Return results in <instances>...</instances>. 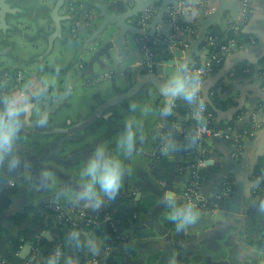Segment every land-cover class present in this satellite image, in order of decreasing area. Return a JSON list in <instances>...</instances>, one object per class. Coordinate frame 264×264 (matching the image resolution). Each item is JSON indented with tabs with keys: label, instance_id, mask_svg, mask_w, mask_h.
Here are the masks:
<instances>
[{
	"label": "crops",
	"instance_id": "obj_1",
	"mask_svg": "<svg viewBox=\"0 0 264 264\" xmlns=\"http://www.w3.org/2000/svg\"><path fill=\"white\" fill-rule=\"evenodd\" d=\"M6 1L14 13H8L6 24L0 22L3 39L0 62L4 64L0 80L1 87L6 89L4 101L8 105L23 104L26 96L30 100L21 130L34 133L29 122L41 119L42 102L66 95L60 109L50 116V123L31 140L17 138L26 150L15 149L14 155L35 156L43 169L45 166L57 169L76 186L80 171L97 145L121 159L129 171L120 192L99 209H112L115 213L123 210L121 233L128 240L119 243L106 227L96 230L72 229L64 224L58 227L54 205L90 209L69 199L67 191L61 194V189L74 188L44 170L39 172L22 164L17 171L9 172L6 165L0 164V264H46L59 243L62 264L65 258H72L75 264H92L94 259L99 264H160L165 251L169 252L166 264H264V205L258 203L264 191L256 192L254 185L256 175L264 178V0H251V13L239 26L238 41L244 47L225 55L222 64L200 89L204 99L217 95L221 102L228 104L227 109L221 110L224 123L234 122L238 127L249 124L243 131L256 129L255 136L244 141V154L239 161L233 159L229 143L209 140L210 153L205 159L213 165L205 162L200 172L217 168V173L204 179V194L211 198L225 182H231L233 190L223 209L214 212L212 222L201 231L190 226L178 229L168 219L174 205L167 199L172 196L175 205H182L180 195L188 182L179 169L192 163L200 153L194 143L185 148L171 134L165 140L167 151L159 153L158 150L167 128L165 116L174 101L163 94L176 90L175 83L185 77L190 66L185 57L170 56L176 50L187 52L180 41L166 38V50L162 54L165 59L160 71L152 73L160 80L161 90L149 78L133 97L107 107L111 99L124 95L150 77L139 48L144 32L139 17L131 23L141 32L128 34L122 51L112 48L102 53L119 34V29L108 25L100 30L104 22L101 8L109 14L121 15L135 5V0H66L60 14L69 19L62 23V37L53 42L50 37L55 25L51 13L57 0ZM219 1L210 5L207 0H181L179 6L186 12L182 22L197 23L201 28L202 21L212 15ZM240 18L241 11L237 19L226 11L213 28L227 34ZM161 35V28L157 27L156 35L151 37L159 40ZM204 43L199 49L201 55H195L191 64L201 66L209 57L210 51ZM169 59H174V64L169 65L171 71L167 76L165 62ZM175 70L181 75L173 77ZM18 74L23 77L20 83ZM47 75L51 80H46ZM138 96L150 100L155 115L148 134L138 133L136 150L125 157L117 151L116 142L125 125L132 123V118L127 117L129 101ZM31 105L35 108L32 117L27 118ZM47 152L50 156L58 152L56 156L61 160L76 153L82 157L68 166L58 165L55 161H42ZM133 155L138 156L134 161ZM255 204L257 208H253ZM151 221L154 224L147 232L128 235L131 225ZM32 232L36 235L35 241L26 239ZM134 240L147 245L139 248L132 244ZM87 241L92 244L88 246Z\"/></svg>",
	"mask_w": 264,
	"mask_h": 264
},
{
	"label": "built area",
	"instance_id": "obj_2",
	"mask_svg": "<svg viewBox=\"0 0 264 264\" xmlns=\"http://www.w3.org/2000/svg\"><path fill=\"white\" fill-rule=\"evenodd\" d=\"M241 6V18L239 23L233 28L235 31L239 30V26L245 22L252 8L251 0H237ZM186 12L183 7H171L169 13L166 15V23L168 24L171 35L169 39L171 41H180V46L183 50H189L192 46V43L195 41L199 33V25L197 23H183L182 19L184 18ZM156 16V9L149 8L145 10L140 16V26L142 27V35L139 40V45L141 51L145 54L146 63L145 66L148 71L153 70L155 65L156 58V48L159 45L158 39H153L149 32V27ZM179 37V39L177 38ZM207 47L214 49L213 53L204 61L201 66L197 64H191L186 68V75H199L202 80V84H205L207 80L214 73V70L217 66L222 64L224 56L227 54L235 53L244 47L236 39H229L220 47L217 42V38L213 36H206L205 39ZM185 75V76H186ZM18 82L23 81L22 75H17ZM199 97L202 100L201 94ZM170 106L175 104L172 101ZM205 106V105H204ZM204 123L200 124L199 121L195 118L193 114V105H191L189 117L196 121V128L193 131L194 136L196 137L194 145L200 153L199 157L194 159V161L188 165L182 166L179 169L180 174L187 177L188 187L180 195V200L182 204L192 203L200 213H211L213 214L216 211L222 210L225 204L226 199L231 195L233 187L231 182L223 183L215 195L208 197L204 194V178L201 176L200 168L207 162L205 159L206 155L210 153L208 142L209 140H221L229 143L233 148L232 157L235 161H239L244 154V141L255 136L256 129L249 131L238 132L232 127L226 129H216L214 125L218 124L219 120L213 116L212 113H209L207 108L203 112ZM176 131L180 134H185L186 129L182 125L181 121L173 122L171 127H167L165 133L162 135V141L159 144V153H164L167 151L168 147L166 145V137L171 134L172 131ZM264 178L261 175H256L254 177V185L256 192H263L264 188L261 185V182ZM14 186V184H12ZM54 211L56 212L58 218V227H61L63 224L69 226L72 229L85 228L89 230H96L102 227L108 228L119 241V243H125L128 239L121 233V221L117 217L115 212L104 209H81L74 205L69 207L53 206ZM61 243L58 244V247L54 249L53 253L58 248L61 247ZM38 250V248H36ZM92 264H99V260H92Z\"/></svg>",
	"mask_w": 264,
	"mask_h": 264
},
{
	"label": "water",
	"instance_id": "obj_3",
	"mask_svg": "<svg viewBox=\"0 0 264 264\" xmlns=\"http://www.w3.org/2000/svg\"><path fill=\"white\" fill-rule=\"evenodd\" d=\"M180 1L181 0H135V5L131 9H129L126 13H123L121 15L109 14L106 12L105 9L101 8V16L104 19V22H103L102 26L100 27V30H103L108 25H116V27L119 29V34L116 36V38L114 39L113 42L109 43V45L102 51V53H107L112 48H117L119 51H122L126 36L128 34L137 35L141 32V29H138L135 25H133L131 23V21L133 19H135L136 17H139L145 10L152 8V7H156V16L154 17L149 29L151 30L150 31L151 35L154 36V35H156V28L157 27L161 28L162 35L159 37V44H160V46L164 45L166 43L165 42L166 38L168 36H170V34H171L170 28H169V26L165 20L166 15L169 13V10L171 7H178L180 4ZM207 1L210 3V5H213L215 0H207ZM236 1L237 0H229V1L228 0H220L219 5L216 7V9L212 13V15L207 16L206 19L202 21V23H201L202 27L199 30L197 39L192 43V48L187 50V52L185 54L180 50H176L174 55H173V53H171L170 56H174V57L176 56L179 58L185 57L187 64H191L192 59L195 55H198V56L201 55V52L199 49H200L201 45L204 43L206 36L208 35L210 29L214 25H217L220 23L221 18L223 17V15L226 11L231 12V17L233 19H237L239 17L242 6L240 3H238V2L236 3ZM65 3H66V0H57L55 7L51 13V18H52L54 25H55V31H54L53 35L50 37V42H53L55 39L62 37V23L69 19L68 16H64V15L60 14ZM8 13H14V10L12 11L10 9L6 0H0V22H1V24H6V19H7ZM2 42H3V39L0 36V44ZM159 51H161V48H159ZM165 63L168 65V67L165 70V72H166L165 74L168 76L170 74V71H171V67L169 65L174 64V59H169ZM3 66H4V64L2 62H0V69ZM2 74L3 73H0V79L1 80H2V77H1ZM149 78L153 79L154 83H156V85H157V88L159 90H161L160 80L158 81L155 74H150V77L148 76L143 81L137 83L129 92L125 93L124 95L115 97L114 99H111L107 103L106 106L110 107V106H113L117 103H120L124 100H127V99L133 97L140 89H142V87H144V84H145L144 82ZM1 80H0V110H2L4 108V106L7 104L6 102H8V101H6V102L4 101V99H5L4 97H5V95H7V93L4 92V90H6V89L1 87L2 86ZM205 84L201 85L200 89L203 86H205ZM199 93H200V91H199ZM163 95L166 99H169L170 101L183 96L182 93L177 89L174 91H171L169 93L163 94ZM65 97H66V95H61L57 99L51 100L50 102L49 101H43L42 102L41 119L44 120V123L39 124L38 121L29 122V124H30L29 127L34 130V133H31V131L30 132H23L21 130L20 133L18 134L17 138H25L26 141H28L29 139L31 140V138L34 137L40 129H43L48 123H50V116L54 115L60 109V107L64 103ZM203 100H204V98H203ZM34 108H35V105H31L28 107L27 118L32 117V111ZM252 115H253V113L251 115H249V117H251ZM16 149H20L23 151L26 150V148L24 146L18 144V142L16 143ZM60 151L61 150H59V152ZM57 153L58 152L54 153V156L53 155L50 156L51 153L47 152L46 156L42 157V161H44V162L55 161L56 163H58V165L68 166V165L72 164L73 162L78 161L79 158L82 157L80 155V153H76L72 157H70L66 160H61L59 157L56 156V155H58ZM22 160H23V163H22L23 165H27L33 169L38 170L39 172L44 170L46 172L53 173V174L57 175L59 178L63 179L68 185H71V187H73V188L77 187L76 184L70 182L69 177H65L57 169H55L53 167H46V166L43 169L41 163L36 159L35 156L22 157ZM206 165L212 166L213 162L207 161ZM221 177H222V174L218 176V179ZM24 203L25 202H22V205H24ZM258 203L264 205V196L261 197V199L258 201ZM257 204H255L253 206V208H257V206H258ZM17 205L18 204H16V206ZM16 206L13 207L12 210H14L16 208ZM260 206H262V205H260ZM162 207H164V204H162ZM211 222H212V214L211 213H201L196 218L195 222L189 226L193 229H197V230L201 231L204 226L210 224ZM153 224H154L153 221L146 223L144 225H136V224L134 225L133 224V225H131V227L129 229L130 231L128 232V235L145 233L148 231V229L150 227L153 226ZM121 230H124V229L121 228ZM132 244L139 247V248L147 245L146 243H140L139 240H134ZM168 257H169V252L165 251L160 264H166L168 261Z\"/></svg>",
	"mask_w": 264,
	"mask_h": 264
},
{
	"label": "clouds",
	"instance_id": "obj_4",
	"mask_svg": "<svg viewBox=\"0 0 264 264\" xmlns=\"http://www.w3.org/2000/svg\"><path fill=\"white\" fill-rule=\"evenodd\" d=\"M202 84L199 75H186L182 80L178 79L174 88L179 90L183 98L193 105V114L200 124L204 123L203 112L205 110L204 102L199 97V91ZM30 103L28 97H25V103L12 106L6 104L0 110V164H4L9 172L17 171L23 160L20 156L14 155L16 149V140L23 127V115L25 108ZM135 105H131L132 110ZM39 124L44 120L40 119ZM196 137H192L195 142ZM138 140V129L129 122L125 125L123 131L116 142V149L125 157H130L136 150ZM129 169L123 161L117 157L111 156L108 151L97 145L86 163V166L80 171L79 184L74 189H61V194L68 192V197L72 201L82 204L86 208L99 209L107 201L114 200L122 187V182ZM172 201V210L168 219L173 222L178 229H183L193 224L199 216V211L192 203L175 205L172 196L167 197ZM85 243V242H78ZM88 246L92 241L86 242ZM93 251L96 249L93 247ZM62 253L56 250L46 259V264H62ZM63 264H75L72 258H65Z\"/></svg>",
	"mask_w": 264,
	"mask_h": 264
},
{
	"label": "trees",
	"instance_id": "obj_5",
	"mask_svg": "<svg viewBox=\"0 0 264 264\" xmlns=\"http://www.w3.org/2000/svg\"><path fill=\"white\" fill-rule=\"evenodd\" d=\"M208 36L216 37L219 47L229 39H236V40L240 39V35L238 31H235L234 29H231L227 34H223L222 32H220L219 28H213V27L210 29ZM204 46L205 48L209 49L210 55H211L214 49L207 47L206 42L204 43ZM159 48H162L163 50H165L166 47L165 45H162V46L158 45L157 51ZM162 54L164 53H161V56ZM163 59L165 58L163 57ZM216 69L217 67L215 68L214 72L216 71ZM202 101L204 102V105L207 108L208 112L212 113L213 116L219 120L218 121L219 123L214 125V128L226 129L228 127H232L236 129L238 132H242L245 127L249 126V124H246L244 127H238L235 125L234 122L224 123V120L220 118L221 114H223L221 110L227 109L228 104L221 102L218 99L217 95H214L213 97L210 95L209 98L204 99V100L202 97ZM173 102L175 104V107L170 106V110L165 116L166 125L167 127L170 128L173 122L181 121L182 125L186 129V133L180 134L173 130L171 132V135L173 136L174 139L179 141L180 144L184 146L185 148L190 147L191 144L193 143L192 141V137L194 136L193 131L196 128V121L192 119L191 117H189L191 105L183 98V96L174 99ZM216 173H217V168H213V169L210 168L207 171L201 172V175L204 179H206L209 175H213ZM261 185L264 186V180L261 182ZM109 210L112 211V209H109ZM122 213H123V210H121L120 212L118 210V212L116 213L119 219H121L120 217H122ZM30 235H31L30 238H26V239H31L35 241L36 235H34L33 232ZM42 243L45 244L44 241ZM20 245L21 244H18L17 247H20Z\"/></svg>",
	"mask_w": 264,
	"mask_h": 264
},
{
	"label": "rangeland",
	"instance_id": "obj_6",
	"mask_svg": "<svg viewBox=\"0 0 264 264\" xmlns=\"http://www.w3.org/2000/svg\"><path fill=\"white\" fill-rule=\"evenodd\" d=\"M159 46H160V44H159ZM59 48H60V46H59ZM139 48H140V53H141V55H142V57L144 59V65H145V63H146L145 54L142 53L140 45H139ZM165 50H163L161 48V51H159V49L157 51V48H156L155 65H154L153 70H151V71L147 70L148 73L152 74V73H158L160 71L162 63L164 61V60H162L161 53H163ZM171 51L172 50L169 47L168 52L170 53ZM57 52H59V51H57ZM176 73H178V74H176ZM180 75H181V73H179V72H177V70H175V72L173 74V77L174 76L178 77ZM45 78H46V80H51V76H49V75H47ZM149 104H150V100L145 98V97H142V96L135 97L133 100L129 101V107H128L129 111L127 113V117L128 118H132V123H133L134 127H136V126L139 127V131H138L139 135L148 134V131L150 129V121L152 120V118L155 115L153 107H152V104L151 105H149ZM131 105H135L136 106L134 110H132L130 108ZM138 122L141 125H137ZM137 158H138L137 155H133L132 156V161L136 160ZM139 158H141V157H139Z\"/></svg>",
	"mask_w": 264,
	"mask_h": 264
},
{
	"label": "flooded vegetation",
	"instance_id": "obj_7",
	"mask_svg": "<svg viewBox=\"0 0 264 264\" xmlns=\"http://www.w3.org/2000/svg\"><path fill=\"white\" fill-rule=\"evenodd\" d=\"M8 5H9V2H8ZM41 99V95H40V97L38 98V100H40Z\"/></svg>",
	"mask_w": 264,
	"mask_h": 264
}]
</instances>
